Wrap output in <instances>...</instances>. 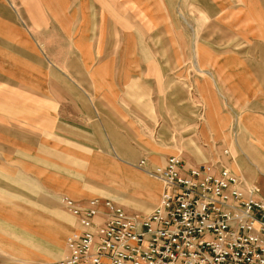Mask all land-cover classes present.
<instances>
[{
    "label": "rangeland",
    "instance_id": "1",
    "mask_svg": "<svg viewBox=\"0 0 264 264\" xmlns=\"http://www.w3.org/2000/svg\"><path fill=\"white\" fill-rule=\"evenodd\" d=\"M57 2L60 6L56 9L66 19L64 23L55 20L40 0L1 1L7 11L0 13V52L6 51L9 56L0 58V171L12 178L20 175L26 179L27 184L20 189L36 209L23 220H15L11 209H17V200L14 207L0 206V225L15 226L19 231L13 240L0 234V264H40L64 256L65 238L76 220L59 205L57 198L62 193L70 196L68 188L79 191V197L110 198L130 212L118 197L122 188L105 180L100 172L85 170L84 148L60 147L67 152L62 155L45 153L44 146L34 142L30 145L28 139H22L29 135V126L56 120L55 101L63 100L65 104L68 99V116H78L75 107L80 92L78 78L81 84L84 80L93 83V75L89 73L95 61L93 54L106 47L113 37L109 36L108 20L104 21L109 18L106 11L120 14L117 27L121 28L112 39L116 49H139L134 45L140 43L149 52H181V69L171 71L170 75L180 82L190 76L203 79L207 82L204 87L218 98L219 68L222 62L231 61L226 59L228 54L238 56L235 59L264 57V0ZM75 14L82 17L75 18ZM78 28L84 30L80 39L76 35ZM83 50L91 57L84 59ZM188 53H193L194 58ZM169 61L172 60L165 59ZM61 67L68 70L67 91L61 89L62 77L58 72ZM186 87L189 109L197 107L196 116L204 118L205 110L211 108L202 103L196 106L199 100L195 84L187 82ZM179 152L175 155L185 160ZM261 183L264 195V182ZM126 194L133 196L135 190L129 188ZM12 195L9 191L4 196L13 200ZM33 236L37 241H32ZM32 243L37 244L25 246Z\"/></svg>",
    "mask_w": 264,
    "mask_h": 264
},
{
    "label": "crops",
    "instance_id": "2",
    "mask_svg": "<svg viewBox=\"0 0 264 264\" xmlns=\"http://www.w3.org/2000/svg\"><path fill=\"white\" fill-rule=\"evenodd\" d=\"M1 1L0 13L7 11ZM57 1L40 0V3L51 10L55 20L64 23L66 19L56 9L60 6ZM106 12L109 18L104 21L108 20L109 36L113 37L106 47L93 54L95 61L89 72L93 83L84 80L81 84L78 78L80 92L75 103L78 116H68V99L65 104L63 100L55 101L56 120L29 126V135L22 139H28L30 145L34 142L44 146L45 153L62 155L67 152L60 147L84 148L85 170L100 172L105 180L122 188L118 197L130 212L149 213L162 192L161 183L141 171L138 163L145 159L150 166L163 165L177 151H181L187 167L218 162L238 176L255 182L264 196L261 187L264 182V57L235 59L233 57L238 56L228 54L226 59L231 61L222 62L219 68L218 98L210 88L204 87L207 82L203 79L190 76L189 80L180 82L170 75L171 71L181 69V52H149L143 50L140 43L134 45L139 49H116L112 39L121 28L117 27L118 21L121 22L120 14ZM77 16L82 17L75 14V18ZM83 34L84 30L78 28L79 39ZM6 46L16 52L13 45ZM82 54L84 59L91 57L86 50ZM188 55L194 58L193 53ZM8 56L6 51L0 52L1 59ZM165 59L172 61L165 62ZM58 72L62 77L61 89L67 91L68 70L61 67ZM187 82L195 84L199 100L196 106L202 103L211 108L205 110L204 118L196 116L197 107L193 111L188 107ZM136 171L156 184H150ZM26 182L20 175L12 178L0 171L3 194L0 206L13 205L17 200V209H11L15 220H23L36 209L30 197L20 189ZM129 188L135 190L133 196L126 194ZM66 190L70 196L59 194V205L62 195L76 200L94 198L79 197L80 192L73 188ZM9 191L13 192V200L4 196ZM18 232L15 226L0 225V234L9 240ZM34 239L37 241L35 236L32 241ZM33 244L37 243L25 246Z\"/></svg>",
    "mask_w": 264,
    "mask_h": 264
},
{
    "label": "built area",
    "instance_id": "3",
    "mask_svg": "<svg viewBox=\"0 0 264 264\" xmlns=\"http://www.w3.org/2000/svg\"><path fill=\"white\" fill-rule=\"evenodd\" d=\"M137 167L162 185L153 209L62 195L76 226L64 256L41 264H264V196L255 182L218 162L187 167L180 155Z\"/></svg>",
    "mask_w": 264,
    "mask_h": 264
}]
</instances>
